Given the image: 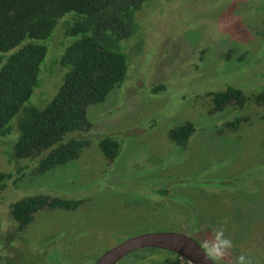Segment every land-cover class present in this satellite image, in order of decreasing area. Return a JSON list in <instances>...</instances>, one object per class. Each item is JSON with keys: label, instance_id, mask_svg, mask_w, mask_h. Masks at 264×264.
Instances as JSON below:
<instances>
[{"label": "rangeland", "instance_id": "obj_1", "mask_svg": "<svg viewBox=\"0 0 264 264\" xmlns=\"http://www.w3.org/2000/svg\"><path fill=\"white\" fill-rule=\"evenodd\" d=\"M139 14L127 41L136 53L128 56L126 80L87 109L92 142L77 160L39 175L34 165L10 162L16 139L0 137V173L13 174L0 191V236L12 235L0 237V264H95L144 233H182L203 247L209 226L233 241L223 264H238L242 255L264 264V105L209 116L207 96L227 87L246 97L264 91V0H149ZM52 59L49 49L26 106L44 109L58 92L66 71H45ZM238 118L235 131L225 129ZM187 122L195 135L177 147L168 131ZM105 136L121 145L111 164L97 146ZM33 196L83 203L41 210L19 232L11 205ZM142 254L174 260L147 249L117 264Z\"/></svg>", "mask_w": 264, "mask_h": 264}, {"label": "trees", "instance_id": "obj_2", "mask_svg": "<svg viewBox=\"0 0 264 264\" xmlns=\"http://www.w3.org/2000/svg\"><path fill=\"white\" fill-rule=\"evenodd\" d=\"M147 1L0 0V137L12 134L16 139L10 162L25 161L27 167L36 166V173L43 175L77 160L82 149L90 146L92 123L87 109L104 103L125 82L128 56L136 53L128 50L127 43L135 37L136 19ZM259 37L264 42V22ZM49 49L53 59L44 70L64 69L62 84L44 109L26 106L40 85ZM230 54L229 50L225 58ZM163 88L161 85L154 91ZM207 96L212 105L209 116L230 106L241 110L249 102L264 105V91L246 97L242 91L227 87ZM242 121L238 118L226 123L225 129L235 131ZM195 132V125L187 122L171 128L168 138L177 147L186 148ZM6 146L11 150V145ZM97 146L110 164L121 152L120 143L109 136L97 140ZM22 170L17 166L16 174ZM12 178V173H0V191ZM82 203L60 196H33L13 203L9 216L20 232L41 210L72 211ZM128 260L126 264H173L158 257L143 259V255Z\"/></svg>", "mask_w": 264, "mask_h": 264}, {"label": "water", "instance_id": "obj_3", "mask_svg": "<svg viewBox=\"0 0 264 264\" xmlns=\"http://www.w3.org/2000/svg\"><path fill=\"white\" fill-rule=\"evenodd\" d=\"M157 249L172 253L190 264H210L197 241L182 233H147L131 237L104 252L95 264H117L132 253Z\"/></svg>", "mask_w": 264, "mask_h": 264}, {"label": "clouds", "instance_id": "obj_4", "mask_svg": "<svg viewBox=\"0 0 264 264\" xmlns=\"http://www.w3.org/2000/svg\"><path fill=\"white\" fill-rule=\"evenodd\" d=\"M212 236L203 242V248L209 258L210 264H223V258L233 247V241L225 235L223 228L209 226ZM238 264H252L247 255L239 258Z\"/></svg>", "mask_w": 264, "mask_h": 264}, {"label": "flooded vegetation", "instance_id": "obj_5", "mask_svg": "<svg viewBox=\"0 0 264 264\" xmlns=\"http://www.w3.org/2000/svg\"><path fill=\"white\" fill-rule=\"evenodd\" d=\"M7 236V237H6ZM1 241H3V240H5L6 241V238H8V240H12V235H10V234H2L1 236ZM202 241H206L205 239H201ZM199 245H200V247L204 250V248L201 246V244L200 243H198ZM205 251V250H204ZM167 253V252H166ZM169 254V253H168ZM143 255V259L145 258V259H148V258H154V256H147V254H142ZM150 255H153V254H150ZM156 255H158V256H156V257H158V258H160V255L159 254H156ZM171 255V254H170ZM172 256H174V260H171V259H167L166 261H169V260H171L172 262H173V264H190L188 261H186V260H184V259H182V258H180V257H178V256H176V255H172ZM128 257V256H127ZM127 257H125V258H127ZM125 258L123 259V260H125ZM123 260H121V261H123ZM120 261V262H121ZM170 261V262H171ZM170 264V263H169Z\"/></svg>", "mask_w": 264, "mask_h": 264}]
</instances>
